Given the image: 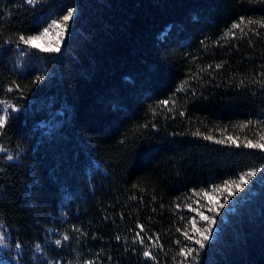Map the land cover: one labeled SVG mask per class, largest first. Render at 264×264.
I'll return each instance as SVG.
<instances>
[{
    "label": "trees",
    "instance_id": "trees-1",
    "mask_svg": "<svg viewBox=\"0 0 264 264\" xmlns=\"http://www.w3.org/2000/svg\"><path fill=\"white\" fill-rule=\"evenodd\" d=\"M241 18L264 20V0H0V226L16 262L264 264V174L195 260L180 255L199 249L191 219L206 226L191 208L214 215L201 189L222 200L211 186L264 167L244 147L264 143V27L232 29ZM45 27L56 40L18 41Z\"/></svg>",
    "mask_w": 264,
    "mask_h": 264
},
{
    "label": "snow or ice",
    "instance_id": "snow-or-ice-1",
    "mask_svg": "<svg viewBox=\"0 0 264 264\" xmlns=\"http://www.w3.org/2000/svg\"><path fill=\"white\" fill-rule=\"evenodd\" d=\"M27 2L29 4H35L37 3V0H27ZM74 13H75V9L73 8H68L67 10V14H65L62 17L63 24H61L58 20H53L52 21V25H54L55 27L61 29L60 32L57 33L58 36L62 37L65 35L66 29H67V22H69L72 18H74ZM254 24V23H258L261 25V27H264V20L262 21H245L243 18L240 19V21L238 23H233L232 24V29H241V25L242 24ZM52 25H50L49 27H51ZM241 31H243V29H241ZM49 35V28L45 27L43 29V31L39 34V35H31L28 36L27 38L24 35H20L18 37V41L22 42L24 45H28L30 48H41L42 46L38 43H35V41L40 40L42 37H47ZM235 32L229 30L226 31L224 33L225 37L228 36H234ZM43 51L45 52H59L61 51V48L59 46V41H57L56 46H44L42 48ZM217 68L221 67V65H216ZM43 77L42 76H37L34 80V82H37L39 80H42ZM11 90V89H10ZM2 103V102H0ZM162 105H167L168 101H162L161 102ZM8 107L7 105H5L4 111L5 114L4 115H0V130L4 129L7 126V120H8ZM16 109L13 108L12 111H15ZM181 115H183V113H181ZM206 139L211 140L212 137H206ZM230 141L232 140L231 137L228 138ZM262 141H264V136H262L260 138ZM233 143H235V141H232ZM217 143H225V141L220 140L217 141ZM237 147H239L240 145H236ZM244 147L250 148V149H259L261 151H264V143L261 142H253L251 140H249ZM4 149L0 148V152H3ZM6 159L8 161H13L15 159H18V154L16 156L12 155V154H8ZM264 174V167L261 168H256V167H252L249 170L242 172L238 175V178L235 179H231L228 180L226 179L223 182V186L222 185H214L211 186L213 191L216 192H221L223 193H227L226 195H222V200L219 197H213L208 191H205L204 189H201V192L203 193L204 198L208 201L209 205H211L210 207H207V212L209 213H213L214 215H206L205 211L201 210L200 207H196V208H191V210L193 212H196L199 216V221L200 222H204V224L206 226H198V221L195 218L191 219V225H192V235H189L188 231H184L183 235L186 237V239L188 241H194V243L196 245L199 246V249H193L192 247H187L186 250L184 248H182L180 250V255L184 256L185 259L192 257L193 260H195V255L194 253H198L200 249H204L207 245L206 242L209 241L212 238V234L215 231V226L218 222V217L221 215V210L224 209L226 207L227 204H229L231 202V199L234 198L239 192H242L244 190H246L247 186L254 180V178H256L258 175ZM197 204L199 205V201H197ZM190 207V206H189ZM141 229V232H144L143 226H139ZM179 231V229H178ZM199 238H196V237ZM136 238L139 239V242L141 244L144 243V239L141 236L140 233L136 234ZM117 240H120L121 237L117 236L116 237ZM6 240H7V236L4 234V231L2 229V226H0V245H4L6 246ZM64 241L69 240V236L65 235L63 237ZM62 243L61 240L57 239L55 241V244L57 246H60ZM154 246V245H153ZM22 249V245L20 243H16L15 244V251L17 253V255L19 256L20 252ZM35 249L37 252L41 251V246L39 244H37L35 246ZM143 256L145 258H149V259H154L152 252L149 250H145L143 252ZM56 264H61L60 261H57ZM85 264H95V262L93 261H86Z\"/></svg>",
    "mask_w": 264,
    "mask_h": 264
},
{
    "label": "rangeland",
    "instance_id": "rangeland-1",
    "mask_svg": "<svg viewBox=\"0 0 264 264\" xmlns=\"http://www.w3.org/2000/svg\"><path fill=\"white\" fill-rule=\"evenodd\" d=\"M59 29V28H58ZM60 31V29H59ZM57 39V35L56 33H53V32H49V35L47 37H42L40 40L38 41H35V43H38L40 44L41 46L42 45H45V44H48L50 43L52 40H56ZM241 194V193H240ZM213 197H219L221 198L219 195H216V194H211ZM244 198V196L242 195V199ZM238 196H235L234 198L231 199V206L233 208V206H235L238 202ZM231 208V207H230ZM217 227L215 226V231L214 233L212 234V238L214 237L215 233L217 232ZM211 238V239H212ZM210 239V240H211ZM6 246L4 245H0V255H4V259L7 258V260L9 262H12L14 264H19L18 262H16L15 260V257H14V250L15 249H11L12 248V245L11 243L8 241V239L6 240Z\"/></svg>",
    "mask_w": 264,
    "mask_h": 264
}]
</instances>
